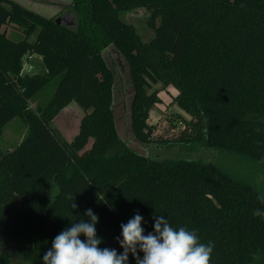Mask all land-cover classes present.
<instances>
[{
  "label": "trees",
  "instance_id": "trees-1",
  "mask_svg": "<svg viewBox=\"0 0 264 264\" xmlns=\"http://www.w3.org/2000/svg\"><path fill=\"white\" fill-rule=\"evenodd\" d=\"M139 7L150 12V40L120 17ZM68 11L73 23L0 0V132L17 116L28 128L16 147L0 148V245H23L29 264H43L58 234L90 222V208L101 249L122 253L120 226L138 212L145 235L159 215L195 231L213 245L210 264H264V192L226 166L152 158L122 139L104 53L114 48L128 64L136 141H154L149 119L160 97L150 89L162 83L178 90L174 100L191 116L174 142L264 171V0H73ZM14 30L25 37L11 38ZM34 57L41 71L23 72ZM73 101L85 114L68 140L54 119ZM0 264L13 263L0 253ZM128 264H136L131 253Z\"/></svg>",
  "mask_w": 264,
  "mask_h": 264
},
{
  "label": "rangeland",
  "instance_id": "rangeland-1",
  "mask_svg": "<svg viewBox=\"0 0 264 264\" xmlns=\"http://www.w3.org/2000/svg\"><path fill=\"white\" fill-rule=\"evenodd\" d=\"M26 7H32L36 12L52 18H62L66 23H73L74 17L69 13L68 6L73 0H15ZM150 12L145 7H139L128 11H121L120 17L132 23L144 40H150L155 33L149 23ZM9 36L15 40L25 37L22 31H11ZM35 39V35L31 40ZM105 57L109 66L116 75L115 86V109L116 124L122 139L129 145L134 146L139 152L152 158H200L219 165L226 166L246 179L253 180L264 192V171L259 166L239 159L234 155L221 152L208 146L190 147L174 142L187 127L191 116L182 110L174 100L178 94L175 87H165L162 83L153 85L150 92L157 89L160 102L151 110L149 123L153 126V142L147 145L139 143L134 139L131 129V103L133 99V88L130 80L128 64L122 55L115 52L114 48L105 50ZM41 59L33 58V72H40L42 69ZM48 97L54 92V86L50 85L46 90ZM41 100V98L39 99ZM36 106V102L32 103ZM85 112L76 102H71L54 119L64 137L72 140L79 131L81 119ZM28 128L20 116L13 118L0 132V148L7 151L16 147L26 135ZM93 139L87 145L90 148ZM168 142V143H167ZM177 144V145H176ZM229 169V170H230ZM0 253L6 254L13 264H29L24 258V246L16 242H9L0 245Z\"/></svg>",
  "mask_w": 264,
  "mask_h": 264
},
{
  "label": "clouds",
  "instance_id": "clouds-1",
  "mask_svg": "<svg viewBox=\"0 0 264 264\" xmlns=\"http://www.w3.org/2000/svg\"><path fill=\"white\" fill-rule=\"evenodd\" d=\"M76 208V204L73 205ZM84 219L71 223L52 241L43 256V264H128L129 253L136 264H210L213 245L199 243L195 231L185 227L174 229L164 216L154 218V232L144 234L143 217L137 212L126 224H121L117 242L123 249L98 247L102 238L97 236L98 215L87 209ZM83 235L86 239L81 240ZM139 252L143 253V258Z\"/></svg>",
  "mask_w": 264,
  "mask_h": 264
},
{
  "label": "built area",
  "instance_id": "built-area-1",
  "mask_svg": "<svg viewBox=\"0 0 264 264\" xmlns=\"http://www.w3.org/2000/svg\"><path fill=\"white\" fill-rule=\"evenodd\" d=\"M30 58V57H28ZM28 58H26L24 60V63H23V72H32L34 66L28 62Z\"/></svg>",
  "mask_w": 264,
  "mask_h": 264
},
{
  "label": "water",
  "instance_id": "water-1",
  "mask_svg": "<svg viewBox=\"0 0 264 264\" xmlns=\"http://www.w3.org/2000/svg\"><path fill=\"white\" fill-rule=\"evenodd\" d=\"M57 21L58 22H61L62 21V18L60 17V18H57Z\"/></svg>",
  "mask_w": 264,
  "mask_h": 264
},
{
  "label": "crops",
  "instance_id": "crops-1",
  "mask_svg": "<svg viewBox=\"0 0 264 264\" xmlns=\"http://www.w3.org/2000/svg\"><path fill=\"white\" fill-rule=\"evenodd\" d=\"M29 8H31V9H33L32 7H29ZM34 10V9H33ZM35 11V10H34Z\"/></svg>",
  "mask_w": 264,
  "mask_h": 264
}]
</instances>
